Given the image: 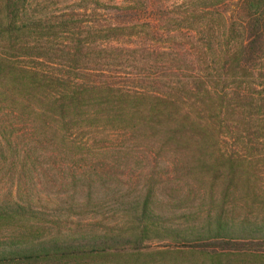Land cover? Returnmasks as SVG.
Instances as JSON below:
<instances>
[{
	"label": "trees",
	"instance_id": "16d2710c",
	"mask_svg": "<svg viewBox=\"0 0 264 264\" xmlns=\"http://www.w3.org/2000/svg\"><path fill=\"white\" fill-rule=\"evenodd\" d=\"M102 1L81 0L83 15L51 17L37 0H2L0 30L17 47L1 59L0 83L14 91L1 104L17 118L43 119L50 142L71 155L222 143L227 114L254 100L249 78L264 76V0ZM218 223L213 242L179 247L243 254L264 244L262 228ZM129 245L109 237L9 244L0 264H85L136 250Z\"/></svg>",
	"mask_w": 264,
	"mask_h": 264
},
{
	"label": "rangeland",
	"instance_id": "374dc122",
	"mask_svg": "<svg viewBox=\"0 0 264 264\" xmlns=\"http://www.w3.org/2000/svg\"><path fill=\"white\" fill-rule=\"evenodd\" d=\"M37 1L51 17L84 13L81 0ZM16 47L15 37L0 30V64ZM249 79L254 100L227 114L235 129L222 128V143L118 144L73 155L50 142L43 119L17 118L1 104L14 96L2 81L0 249L109 237L136 250L85 264H264L260 243L243 254L178 245L213 242L218 222L237 232L264 229V76Z\"/></svg>",
	"mask_w": 264,
	"mask_h": 264
}]
</instances>
